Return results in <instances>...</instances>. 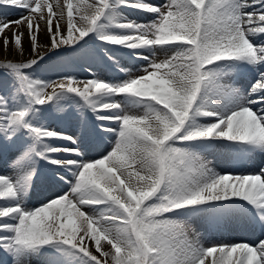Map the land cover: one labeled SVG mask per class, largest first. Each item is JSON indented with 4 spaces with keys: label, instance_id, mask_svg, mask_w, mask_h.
Segmentation results:
<instances>
[{
    "label": "snow or ice",
    "instance_id": "obj_1",
    "mask_svg": "<svg viewBox=\"0 0 264 264\" xmlns=\"http://www.w3.org/2000/svg\"><path fill=\"white\" fill-rule=\"evenodd\" d=\"M25 34L0 60V264H264V237L193 226L264 233V167L208 158L264 154V0H0L5 52Z\"/></svg>",
    "mask_w": 264,
    "mask_h": 264
},
{
    "label": "bare ground",
    "instance_id": "obj_2",
    "mask_svg": "<svg viewBox=\"0 0 264 264\" xmlns=\"http://www.w3.org/2000/svg\"><path fill=\"white\" fill-rule=\"evenodd\" d=\"M153 2L158 3L159 0H153ZM20 13L18 11H14L13 13H7V19L9 20H16V17H18ZM133 18H136L141 21H145L148 19V17L143 16L139 13H131ZM21 31H24L26 33L25 28H21ZM7 35L9 38H11L12 33L7 32ZM40 41L46 42L47 36L43 32L39 34ZM24 47H25V55L19 56L14 50H9L5 52L4 46L2 44V40H0V60H3L5 58L9 59H15V60H27L30 58L31 53L28 51V38L27 34H25L24 37ZM124 60L128 63L130 67H133V71H135L134 65L140 64L142 66L143 62H136L131 61L128 59L127 56L124 57ZM69 72L73 75H78L81 78H87L89 73L86 70H81L78 66L70 65L65 68L61 69H53L49 72H47L46 78L55 79L56 78V72ZM93 71L96 72L97 75H102L105 77L110 78L113 73H111L108 69L104 67V65H96L93 69ZM91 155L95 158H99V153L97 151H93ZM210 160L213 161L214 166L217 167V170L221 171H236V172H254L258 171L260 167H264V154H253L250 157L244 159L240 162H235L230 157L221 154L216 153L208 157ZM4 163H6L5 160L1 159ZM3 171V172H2ZM0 172L2 174H10L11 170L8 169H1ZM43 192V194L49 195L51 192L46 188H38L37 194L33 196V201H35L36 198H41L43 195L40 193ZM40 200V199H39ZM193 226L196 228V230L200 233L202 240H204L207 243H235V242H248V243H255L258 241L259 238L264 237V233H262L259 229L246 226L242 222H231L228 224L221 225L219 227L210 226L205 220L202 218H194L193 220Z\"/></svg>",
    "mask_w": 264,
    "mask_h": 264
},
{
    "label": "rangeland",
    "instance_id": "obj_3",
    "mask_svg": "<svg viewBox=\"0 0 264 264\" xmlns=\"http://www.w3.org/2000/svg\"><path fill=\"white\" fill-rule=\"evenodd\" d=\"M14 11H10V12H8V13H13ZM19 16H20V14L18 15V17H16V19H18L19 18ZM9 169V166H8V164H7V162L6 163H4L1 159H0V170L1 169ZM3 172V171H2ZM0 174H2L1 172H0ZM64 191H67V188L65 187L64 188ZM46 194H44L41 198H36L35 199V201H33V204L35 205V206H39V201H41V200H43L44 199V196H45ZM49 195H51V194H49Z\"/></svg>",
    "mask_w": 264,
    "mask_h": 264
}]
</instances>
